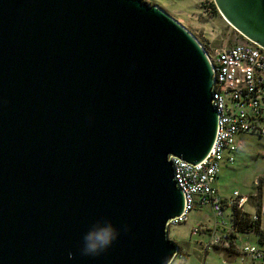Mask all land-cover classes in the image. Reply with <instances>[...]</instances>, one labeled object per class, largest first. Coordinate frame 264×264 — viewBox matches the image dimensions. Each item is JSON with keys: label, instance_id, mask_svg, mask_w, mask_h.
<instances>
[{"label": "water", "instance_id": "obj_1", "mask_svg": "<svg viewBox=\"0 0 264 264\" xmlns=\"http://www.w3.org/2000/svg\"><path fill=\"white\" fill-rule=\"evenodd\" d=\"M213 3L264 48V0ZM213 81L205 49L156 4L0 0V264H169L184 208L169 156L209 152ZM102 217L128 231L82 256Z\"/></svg>", "mask_w": 264, "mask_h": 264}, {"label": "built area", "instance_id": "obj_2", "mask_svg": "<svg viewBox=\"0 0 264 264\" xmlns=\"http://www.w3.org/2000/svg\"><path fill=\"white\" fill-rule=\"evenodd\" d=\"M208 58L214 79L211 102L217 112L216 136L207 155L195 165L169 156L173 179L183 193L184 208L179 216L168 220L167 226L185 221L190 209L207 204L214 216L212 224L193 226L191 232H207L206 247H231L242 261L245 257L251 260L244 264H254L264 257L262 249L249 242L237 246L238 232L234 231L232 221L234 208L245 211L246 197L237 190L228 197H221L214 181L221 163L234 160L239 147L237 134L264 136V48L243 37L242 41L213 49ZM225 206L230 207L229 221L224 218ZM262 216L264 206L256 203L249 219L260 222Z\"/></svg>", "mask_w": 264, "mask_h": 264}, {"label": "rangeland", "instance_id": "obj_3", "mask_svg": "<svg viewBox=\"0 0 264 264\" xmlns=\"http://www.w3.org/2000/svg\"><path fill=\"white\" fill-rule=\"evenodd\" d=\"M156 4L182 24L208 53L213 49L242 41L243 37L230 26L217 11L213 0H144ZM239 144L231 163H221L214 181L218 195L228 197L233 190L244 195L243 208L252 213L259 201L264 206V136L240 133L236 136ZM258 180L259 185L258 187ZM224 218L230 220V207L223 209ZM214 219L210 206H195L187 218L175 225L167 226V235L178 245V250L169 264H244L251 262L248 257L242 261L234 254L227 257L218 246L206 247L207 232L192 233L193 226L212 224ZM264 227V216L261 217ZM237 246L246 242L257 245L264 253V239L253 233L236 234ZM264 263V257L254 263Z\"/></svg>", "mask_w": 264, "mask_h": 264}, {"label": "clouds", "instance_id": "obj_4", "mask_svg": "<svg viewBox=\"0 0 264 264\" xmlns=\"http://www.w3.org/2000/svg\"><path fill=\"white\" fill-rule=\"evenodd\" d=\"M127 231V225L117 228L109 219L102 217L83 234L80 254L86 257H98L114 244L121 232ZM71 256L72 254L69 253L70 258Z\"/></svg>", "mask_w": 264, "mask_h": 264}, {"label": "trees", "instance_id": "obj_5", "mask_svg": "<svg viewBox=\"0 0 264 264\" xmlns=\"http://www.w3.org/2000/svg\"><path fill=\"white\" fill-rule=\"evenodd\" d=\"M258 187H260L259 185V180H258ZM257 204H260L259 201L257 202ZM233 223H234V231L235 232H241V233H251L253 232L258 239H264V228L260 227V222L259 221H253L249 219V213L244 211V212H240L239 209L234 208V213H233V219H232ZM224 250V254L227 257H230L234 254H237L236 251L234 249L230 248H223Z\"/></svg>", "mask_w": 264, "mask_h": 264}, {"label": "crops", "instance_id": "obj_6", "mask_svg": "<svg viewBox=\"0 0 264 264\" xmlns=\"http://www.w3.org/2000/svg\"><path fill=\"white\" fill-rule=\"evenodd\" d=\"M223 164H227V162L226 161H224L223 162ZM215 187V186H214ZM221 197H224V196H221ZM259 203H261V202H259ZM244 209V208H243ZM245 211H247V212H250V211H248V210H246V209H244ZM261 221V220H260ZM260 227H262L261 226V223H260ZM264 228V227H263ZM255 264V263H254ZM256 264H261L260 262L259 263H256ZM262 264H264V263H262Z\"/></svg>", "mask_w": 264, "mask_h": 264}]
</instances>
